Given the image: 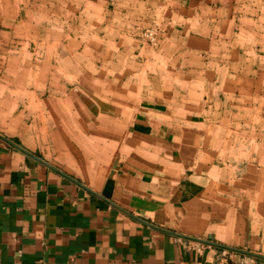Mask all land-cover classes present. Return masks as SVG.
<instances>
[{
  "label": "rangeland",
  "instance_id": "1",
  "mask_svg": "<svg viewBox=\"0 0 264 264\" xmlns=\"http://www.w3.org/2000/svg\"><path fill=\"white\" fill-rule=\"evenodd\" d=\"M0 122L85 179L170 172L206 228L260 231L264 0H0Z\"/></svg>",
  "mask_w": 264,
  "mask_h": 264
},
{
  "label": "crops",
  "instance_id": "2",
  "mask_svg": "<svg viewBox=\"0 0 264 264\" xmlns=\"http://www.w3.org/2000/svg\"><path fill=\"white\" fill-rule=\"evenodd\" d=\"M34 140L0 122V264H264L263 226L207 216L206 228L189 182L120 164L85 179ZM175 203L187 216L171 214Z\"/></svg>",
  "mask_w": 264,
  "mask_h": 264
},
{
  "label": "built area",
  "instance_id": "3",
  "mask_svg": "<svg viewBox=\"0 0 264 264\" xmlns=\"http://www.w3.org/2000/svg\"><path fill=\"white\" fill-rule=\"evenodd\" d=\"M201 241H199L197 244H196V247L197 249H203L204 246H212V244L214 243L213 242V239L211 238V236H208L207 239H199ZM219 254L222 256V257H226L229 255V250L226 248V247H223L219 250Z\"/></svg>",
  "mask_w": 264,
  "mask_h": 264
}]
</instances>
